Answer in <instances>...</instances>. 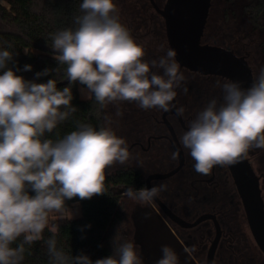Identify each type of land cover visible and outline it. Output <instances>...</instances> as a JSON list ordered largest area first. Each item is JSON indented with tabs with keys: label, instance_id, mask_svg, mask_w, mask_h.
<instances>
[{
	"label": "clouds",
	"instance_id": "1",
	"mask_svg": "<svg viewBox=\"0 0 264 264\" xmlns=\"http://www.w3.org/2000/svg\"><path fill=\"white\" fill-rule=\"evenodd\" d=\"M82 15L76 16L75 30L68 28L51 34V48L59 65H66L69 85L86 86L101 108L116 104V116H122L120 102H135L144 110L159 108L169 111L177 96L175 89L185 80L177 62L176 51L150 63L144 60L145 49L136 43L118 15L114 0H82ZM11 47V45H9ZM27 54V50H24ZM13 54L0 50V264H21L31 245L43 239L44 229L53 219L73 218L65 201L104 195L106 172L131 157L128 144L110 127L95 129L90 124H77V130L63 138H45L77 111L72 106L70 86L57 88V81L46 83L25 80L8 68ZM25 65L24 71H31ZM152 69L163 70L158 74ZM49 69L36 73L48 75ZM223 102L211 99L188 130L180 137L182 146L195 161L194 170L210 174L215 166L228 167L248 157L252 149H264V68L251 87L225 81ZM83 91V89H81ZM187 93V88H183ZM183 115L184 109H176ZM111 123V117H105ZM173 152L172 159H177ZM31 189L35 195H29ZM166 185L123 193L130 200L151 203ZM90 227V225L88 226ZM45 242L50 264H142L131 241L113 240L114 255L93 262L87 255L71 256L57 248V226ZM23 236V241L12 247ZM195 246L185 248L191 255ZM156 264H179L174 249L161 248Z\"/></svg>",
	"mask_w": 264,
	"mask_h": 264
},
{
	"label": "flooded vegetation",
	"instance_id": "2",
	"mask_svg": "<svg viewBox=\"0 0 264 264\" xmlns=\"http://www.w3.org/2000/svg\"><path fill=\"white\" fill-rule=\"evenodd\" d=\"M166 1L128 0L124 1L122 5V10L129 14H126V22H128L130 34L136 43L144 47V60L149 63L152 60H159L160 57L166 55L169 49L164 20L156 10V8L161 10ZM219 3L222 6L221 11L217 7V16L220 18L217 20L213 19L215 9L212 10V0L210 2L200 44L213 45L214 42L210 39L218 36L222 30L220 23L223 20L224 7L226 6L223 0ZM152 71H156L158 74L163 73V70L160 69H152ZM180 71L184 74L185 80L180 88L175 89L177 96L171 102L174 107H171L167 112L159 108L144 110L138 107L135 102L125 101L119 103L118 107L123 115L117 117L115 114L117 105L109 104L112 119H115L119 126L116 129L118 137L126 140L131 157L125 164L117 163L108 169L106 177L114 175L118 171L133 170L138 173L143 188H151L160 184L166 185V189L155 197L157 201L153 199L151 203H145L142 207L138 206L134 212L135 242L138 244L140 256L146 264H154L153 248H156L159 239L162 238L165 242L162 244L172 247L177 253L179 264H199L205 244L212 238L211 243L215 236L213 220L201 221L191 228L182 227L170 219L161 205L172 215L189 224L201 215L214 216L220 229V237L213 261L217 248L226 239L225 212L231 209L235 215L234 220L238 222L239 212L241 209L243 211L234 185H232L234 193L230 191L226 178L227 167L215 166L208 175L197 173L194 170L195 161L190 156L189 150L180 143V137L188 130L189 123L196 118L211 99H217L218 103L223 102V91L221 87L217 86V81L223 84L226 79L215 75H202L184 67H181ZM185 87L187 93L183 91ZM181 107L184 109L182 116L176 112V109ZM173 152H178L177 159H172ZM153 176L164 177L154 178ZM124 187L129 186H121V188ZM112 188L121 189L116 186ZM114 194L120 199L124 197L123 194ZM150 216L159 219L163 227L171 230L185 248L195 246L196 251L191 255L187 254V256L181 254L172 244L169 235L162 231V235H159V226L153 225L151 221L153 218ZM243 218L245 219L244 211ZM212 233H214L213 237ZM158 255L161 258L162 253L161 255L158 253Z\"/></svg>",
	"mask_w": 264,
	"mask_h": 264
},
{
	"label": "trees",
	"instance_id": "3",
	"mask_svg": "<svg viewBox=\"0 0 264 264\" xmlns=\"http://www.w3.org/2000/svg\"><path fill=\"white\" fill-rule=\"evenodd\" d=\"M2 1L3 4L0 3V50H8L13 54V61L9 62L7 67L11 68L16 75L23 76L25 80L46 83L49 79H54L57 81L58 89L70 86L72 90L71 104L77 108V111L60 123L52 133H46L45 138L54 141L63 138L66 134L77 130L78 123L90 124L97 130L103 127L102 109L94 96L87 100L80 99L76 87L78 82L72 85L69 83L60 85V82L66 78L67 66L58 64L51 48V34L68 28L75 30L77 27L74 18L83 14L80 10L82 0ZM219 1L222 0H212V10L215 9L213 19L217 20L220 19L217 16V7L221 11L222 6ZM237 1L223 0L226 7H224V17L220 23L222 30L211 41L243 56L248 64L250 59L258 61L260 64L257 65V73L254 71L252 73L254 80L264 68V0H240L243 3L240 11L238 10V15L233 11ZM232 18L237 20V23L240 22L239 20L244 23L237 28H228L226 21ZM25 65H31V71H24ZM45 69L50 70L48 75L36 76V73L43 72ZM5 70L0 69V75ZM249 154L256 158L260 173L258 177L262 180L261 195L264 198V149H252ZM118 185L129 186L133 190L143 188L136 171H118L106 177L105 186L108 189L106 194L97 195L91 199L80 200L76 197L65 201L66 207L76 204L80 210V216L76 219H63L52 223V226L55 225L58 228L56 234L58 249H62L73 257L87 255L93 262L114 255L113 240L117 238L118 227L122 222V203L120 197L112 193L111 187ZM28 192L29 195H35L31 189ZM225 215L226 239L217 248L213 264H255L258 262L255 255L246 253L244 235L238 222L234 220L235 215L231 209H228ZM51 236L50 230L45 228L42 240L31 245L25 244L26 251L21 264H50L47 245L44 241ZM236 237H240L244 246H239L238 251L231 248L232 245H237L234 243ZM22 241L23 236L11 246L17 247ZM235 255L236 258H234ZM246 257L249 259L245 260ZM258 259H264V256Z\"/></svg>",
	"mask_w": 264,
	"mask_h": 264
},
{
	"label": "water",
	"instance_id": "4",
	"mask_svg": "<svg viewBox=\"0 0 264 264\" xmlns=\"http://www.w3.org/2000/svg\"><path fill=\"white\" fill-rule=\"evenodd\" d=\"M210 2L211 0H167L161 10L155 7L164 20L168 46L176 51L175 59L180 64V68L184 67L202 75H215L228 81L239 82L241 88L247 89L251 87L254 81L252 70L243 56H238L233 51L221 46L200 44ZM54 54L56 53L54 52ZM68 83L66 77L60 82V85H67ZM227 170L241 201L245 221L252 239L260 252L264 254V198L261 195L259 177L255 174L247 158L235 165L228 166ZM153 177L161 178L164 176ZM127 188L129 187L112 188L111 191L123 194ZM154 200L157 201L155 198ZM161 208L171 220L186 228H191L207 219L213 220L215 236L208 247L205 260V264H212L220 237V229L214 216L201 215L189 224L172 215L162 205ZM150 218H153L151 221L155 227L159 226V235L161 236V233L165 232L166 235L170 236L174 247L181 254L187 256L185 247L171 230L167 229L166 226L164 228L156 217L150 216ZM163 241V238L159 239L158 247L153 248L154 264L160 259L158 253L160 255L162 253L161 248L165 243Z\"/></svg>",
	"mask_w": 264,
	"mask_h": 264
},
{
	"label": "rangeland",
	"instance_id": "5",
	"mask_svg": "<svg viewBox=\"0 0 264 264\" xmlns=\"http://www.w3.org/2000/svg\"><path fill=\"white\" fill-rule=\"evenodd\" d=\"M124 1H128V0H114V3L117 6V10H118V15H119L120 22L124 26H126L127 28H129L127 26L128 25V22H126V19H127L126 18L127 17L126 14H128V13L125 12L124 10H122V5H123ZM0 3L3 4V1L0 0ZM235 3L236 4L233 7V9H234L233 11H234L235 14H237L240 11V7H241V5H242L243 2L240 1V0H238ZM236 21L233 18L232 19H229V20L226 21L228 23V24L226 23V26L228 28H237L238 25L244 23V22L242 23V20H239L240 21L239 23H237ZM215 38L213 37V39H215ZM243 42H245L244 39H243ZM53 53H54V50H53ZM254 60L255 59H250L249 66H250V68L252 70V73H253V71H254V73H257V68H258V66H259L260 63L258 61H254ZM76 87H77L78 96H79L80 99L87 100V99H89L91 97V94H89L88 93V90L85 88L86 86H82L79 83H77L76 84ZM81 89H83V91H81ZM101 109H102V126L103 127H110L115 132V134L118 136V134L116 132V129L119 126H118L117 122H115V119H112V113H111L109 104L106 107L101 108ZM106 116L107 117H111V123H108L106 121V119H105ZM249 155H248L247 159L251 163V166H252L255 174L257 176H259L260 173H259V168H258L257 163H256V158L253 157V156L251 157ZM226 178H227V181H228V185L230 187V191L232 193H234V188L232 186L233 185V182H232L231 176H230V174H229L228 171L226 173ZM261 181L262 180L259 178L260 188H261ZM116 187L121 188L120 185H118ZM120 201L122 203V205H121V208H122V222L120 223V225L118 227L117 239L121 243L124 242V241H131V242H133L134 245L136 246L137 254L140 256V252H139L140 248H139L138 244H136V242H135V236H134V234H135V226L133 224V216H134L135 209L138 206L139 207L144 206L145 203H141V202H138V201H135V200H130V199H128L125 196L122 197V199H120ZM68 208L73 213V218L72 219H76V218H78L80 216V210H79V208H78V206L76 204H71ZM53 216H58V214H55V213L54 214H50V217H49V225L46 227L48 229H50L52 227V223L53 222L58 221V220H61V219H58V218L57 219H53L52 218ZM65 219H69V218H65ZM237 219H238V226L240 227V229H241V231L243 232V235H244V238L243 239H244L245 249L247 250L246 253H249V255H253V256L255 255L256 261H258V262H255V264H264V259H258V258L264 256V254H261L260 253V250L258 249V247L256 246V244L254 243V241L252 239V236H251L250 231H249V229L247 227V224L245 222V219L243 218V211H242V209L239 212V215H238V218ZM213 234L214 233H212V237H213ZM239 238L240 237H236V240L234 241V243H237V245L236 246H234V245L231 246L232 249L233 248L234 249H237V251H238V247L239 246H243L242 243H241V240ZM211 239L212 238H210L209 241L204 246L203 254L200 255L199 264H205L206 252H207V249L209 247V244H210V240ZM235 253L238 254L237 252H235ZM236 257L237 256L235 255L234 258H236ZM248 259L249 258L246 257L245 260H248ZM142 264H146L143 259H142Z\"/></svg>",
	"mask_w": 264,
	"mask_h": 264
}]
</instances>
